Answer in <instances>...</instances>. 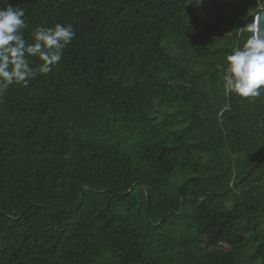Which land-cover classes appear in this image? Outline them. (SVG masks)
<instances>
[{
  "label": "trees",
  "instance_id": "obj_1",
  "mask_svg": "<svg viewBox=\"0 0 264 264\" xmlns=\"http://www.w3.org/2000/svg\"><path fill=\"white\" fill-rule=\"evenodd\" d=\"M8 2L76 35L0 97V264H264V95L224 91L256 0Z\"/></svg>",
  "mask_w": 264,
  "mask_h": 264
},
{
  "label": "clouds",
  "instance_id": "obj_2",
  "mask_svg": "<svg viewBox=\"0 0 264 264\" xmlns=\"http://www.w3.org/2000/svg\"><path fill=\"white\" fill-rule=\"evenodd\" d=\"M202 3L203 0H189L197 7ZM256 5L251 22L242 27L249 34L242 47L225 58V93L248 102L264 95V0H256ZM25 14V9L9 2L0 8V97L10 86L27 85L50 73L76 35L71 24L58 22L52 27H36L31 33L33 42L28 43L24 37Z\"/></svg>",
  "mask_w": 264,
  "mask_h": 264
},
{
  "label": "water",
  "instance_id": "obj_3",
  "mask_svg": "<svg viewBox=\"0 0 264 264\" xmlns=\"http://www.w3.org/2000/svg\"><path fill=\"white\" fill-rule=\"evenodd\" d=\"M263 121H264V116L261 118L260 123H259V128H260V131L261 132H263V129H262V123H263ZM260 160H262V159H260Z\"/></svg>",
  "mask_w": 264,
  "mask_h": 264
},
{
  "label": "built area",
  "instance_id": "obj_4",
  "mask_svg": "<svg viewBox=\"0 0 264 264\" xmlns=\"http://www.w3.org/2000/svg\"><path fill=\"white\" fill-rule=\"evenodd\" d=\"M227 69V68H226ZM226 72V71H225ZM225 75V74H224Z\"/></svg>",
  "mask_w": 264,
  "mask_h": 264
}]
</instances>
